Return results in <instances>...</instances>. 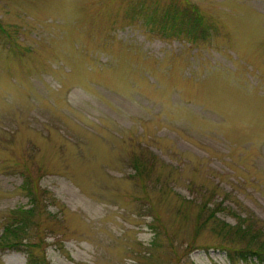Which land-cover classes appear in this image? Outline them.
<instances>
[{
    "label": "rangeland",
    "instance_id": "1",
    "mask_svg": "<svg viewBox=\"0 0 264 264\" xmlns=\"http://www.w3.org/2000/svg\"><path fill=\"white\" fill-rule=\"evenodd\" d=\"M32 205L0 264H255L217 233H264V0H0V234Z\"/></svg>",
    "mask_w": 264,
    "mask_h": 264
},
{
    "label": "trees",
    "instance_id": "2",
    "mask_svg": "<svg viewBox=\"0 0 264 264\" xmlns=\"http://www.w3.org/2000/svg\"><path fill=\"white\" fill-rule=\"evenodd\" d=\"M161 12L158 23H161L162 27L166 23H172L180 28L183 27L184 31L192 38H195L198 33L201 37L206 35L204 18L196 7L177 4L172 1ZM144 165L145 161L134 155L130 164L133 168L132 174H137L140 169H144ZM34 207L32 205L27 209L19 208L12 211L11 221L3 225L0 245L15 249L25 244L22 242V239L28 236L26 234L25 216L30 215ZM212 213L213 211H210V216L213 215ZM18 214L19 218L12 223ZM249 221L248 218L239 219L235 227H230L225 222L220 221L219 227L222 233H217L220 235L218 244L230 261L241 259L252 261L255 264H264V233L258 229H253ZM43 255L39 257V261L31 260L28 256L27 261L29 264H46Z\"/></svg>",
    "mask_w": 264,
    "mask_h": 264
}]
</instances>
